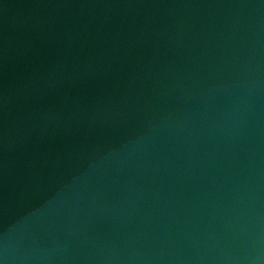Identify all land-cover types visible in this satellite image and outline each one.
<instances>
[{"label": "water", "instance_id": "1", "mask_svg": "<svg viewBox=\"0 0 264 264\" xmlns=\"http://www.w3.org/2000/svg\"><path fill=\"white\" fill-rule=\"evenodd\" d=\"M0 264H264V0H0Z\"/></svg>", "mask_w": 264, "mask_h": 264}]
</instances>
